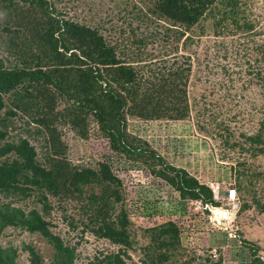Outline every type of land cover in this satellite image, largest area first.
<instances>
[{
	"label": "trees",
	"instance_id": "trees-1",
	"mask_svg": "<svg viewBox=\"0 0 264 264\" xmlns=\"http://www.w3.org/2000/svg\"><path fill=\"white\" fill-rule=\"evenodd\" d=\"M79 4V0H0V239L7 231L39 238L51 249L47 264H224L222 255H197L183 248L182 228L169 219L153 227H135L126 207L128 191L109 165L70 161L64 128L76 140L104 138L113 152L147 168L150 178L160 179L176 193L183 212L186 203L194 201L219 207L210 187L171 165L128 130L130 120L189 118V64L167 61L174 58L178 45L170 55L165 46L162 55L141 52L155 35L146 34L147 25L136 16L145 28L129 25V33L141 35L131 41L130 53L86 24ZM245 7V0H153L149 12L171 28L179 27L177 41L186 48L193 42L186 33L208 17L214 19V13L220 14L214 29L230 26L228 32L234 35H260ZM162 41L167 44L169 37L163 35ZM253 53L255 63L264 62V43L256 44ZM245 62L251 67L248 58ZM258 70L246 73L264 84ZM242 138L233 149L238 147L248 158L263 155L264 118L255 134ZM31 139L42 140L41 153ZM223 143L228 145L226 139ZM244 161L233 170L238 215L250 208L245 197L254 178ZM68 203L76 204L77 217L68 212ZM253 203L264 212V203L254 197ZM145 204L150 220L169 215L156 212V203L154 212ZM53 210L65 224V234L58 229ZM80 226L79 240L89 233L115 251L97 250L85 263L79 242L68 236ZM240 242L248 250V264H264L259 245L243 238ZM23 252L29 264H46L40 249L27 243L20 248L0 244V264H17ZM130 252L139 256L137 263Z\"/></svg>",
	"mask_w": 264,
	"mask_h": 264
},
{
	"label": "rangeland",
	"instance_id": "rangeland-1",
	"mask_svg": "<svg viewBox=\"0 0 264 264\" xmlns=\"http://www.w3.org/2000/svg\"><path fill=\"white\" fill-rule=\"evenodd\" d=\"M79 1L81 15L86 24L97 28L110 42L118 43L120 48L124 47V50L130 53L133 51L131 41L141 35L139 32L133 35L129 33V25L132 29L141 25V22L147 25L146 34L155 35V39L148 41L147 45L141 48V52L153 51L154 55L158 53L162 55L160 51L164 46L170 51L178 45V52L172 55L174 58L168 56L167 61L189 64L186 86L189 118L180 121L130 120L128 130L146 140L171 165L185 169L200 183L211 189L218 187L215 201L219 203V207L209 206L210 210L206 212L199 204L186 203L183 212L176 193L160 179L150 178L147 168L136 163L127 165L125 161L123 162V158L109 151L108 142L104 138L91 136L85 141L76 140L72 133L64 128L62 132L69 146L70 161L75 165L103 162L108 164L111 170L116 171L119 167L127 172V174L114 172L122 179L128 191L127 210L129 211L127 200L132 196L142 204L146 202L150 212H154L155 204L152 203H156V212L169 214L159 217L161 223L169 219L182 228L183 248L194 251L197 255L213 254L215 258L222 255L224 264H248V250L240 242L243 238L261 247L262 251L259 255L264 260V212L253 203V197L264 203V154L255 159L248 158L238 147L232 148L238 143L242 144L243 134H255L260 120L264 118V84L254 75L248 76L246 73V71L256 73L259 69L258 71L264 76V62L255 63L256 56L253 53L256 44L264 43V0H245V13L250 20L257 23L256 31H261L260 35L251 37L243 34L234 35L228 32L230 26L225 29L222 27L214 29V22L220 18V14L214 13V19L208 17L186 33L193 39L186 48H183L182 40L177 41L181 31L179 27L171 28L166 21H159L149 12L153 0ZM122 28L125 30L123 33ZM144 28L145 26L141 25V29ZM1 35L0 32V37ZM163 35L169 37L167 44L162 41ZM174 53L175 51H170L169 55ZM247 58L252 68L245 62ZM158 59H163V56H159ZM223 139L227 140L228 145L223 143ZM30 141L41 153L42 140ZM243 161L249 165V172L254 178L252 184L248 185L245 197V202L250 208L238 215L240 200L237 198L236 201L230 202L226 199L225 193L226 190L234 188L235 164ZM131 178L138 179L135 190L131 187ZM75 205L68 203L67 206L68 212L75 213L77 217L78 211ZM218 213L225 214L226 228L217 225ZM51 214L56 218L54 221L57 222L60 232L65 234L68 230L58 219L59 213L53 210ZM131 214L132 210L129 220L138 222L136 217L131 218ZM139 224L144 228L153 227L149 222L139 221ZM134 225L138 227V224L134 223ZM81 229L80 226L68 236L72 237L73 241L79 242L78 251L85 263L88 259H92L97 250L115 251V247L106 241L95 239L89 233H85L82 240H79L82 235ZM222 237L228 238L225 244L220 242ZM23 243L38 247L45 259L44 262L48 263L51 249L39 238L20 234L19 231H7L0 239V244L3 246L13 245L20 248ZM130 254L137 263L139 256L131 252ZM26 257L25 252L21 253L17 264H29Z\"/></svg>",
	"mask_w": 264,
	"mask_h": 264
},
{
	"label": "built area",
	"instance_id": "built-area-1",
	"mask_svg": "<svg viewBox=\"0 0 264 264\" xmlns=\"http://www.w3.org/2000/svg\"><path fill=\"white\" fill-rule=\"evenodd\" d=\"M108 149H109L110 152H113V151L110 149L109 145H108ZM113 153H114V155H117V156L123 158V159H124L123 162L125 161V163H126L127 165H132V162L126 160L122 155H119V154H117L116 152H113ZM112 170H113V169H112ZM113 172H115L116 174H120V172H121V174H127V172H124V171L121 170L119 167H117L116 171L113 170ZM135 172H136V171H135ZM129 173L132 174L131 172H129ZM129 173H128V174H129ZM135 174H136V173H135ZM123 176H124V175H123ZM132 176H133V177H136V176H134V175H132ZM137 185H138V179L131 178V187L135 190V189L137 188ZM217 189H218V187H217ZM217 189H212L213 196H214V200L216 199L215 196H217L218 191H219V190H217ZM226 192H227V195H225V196H226V199H227L228 201L232 202V201H234V200H235V201L237 200L238 197H237L235 191L233 190V188L226 190ZM130 200H131V205H130ZM127 201L129 202V205H128V208H129V215H130L131 210H132L131 218H132V217H136V219L138 220V222H136L135 220H132V222L138 224V226L140 225V227H143V225L139 224V221H140V222H146V223L149 222V223H151V224H152L153 222H155V224L153 223L152 226H155L156 224H160V223H161V221H159V218L152 219V220H150V219L147 218V216L145 215V211H144V208H143V204H142L141 201H138L137 198L134 199V197L132 196V197H130V199H128ZM190 203H191L192 205H193V203H194V204H199L200 206H203L202 209H203L204 211H205V210H210V209H209V206H210V208H213L211 205H204L201 201H194L193 203H192V202H190ZM216 208H217V207H216ZM216 208H215V209H216ZM130 209H131V210H130ZM227 219H229V218H228V215H227ZM143 228H144V227H143Z\"/></svg>",
	"mask_w": 264,
	"mask_h": 264
},
{
	"label": "water",
	"instance_id": "water-1",
	"mask_svg": "<svg viewBox=\"0 0 264 264\" xmlns=\"http://www.w3.org/2000/svg\"><path fill=\"white\" fill-rule=\"evenodd\" d=\"M216 223L219 227L221 228H226L227 223H226V216L224 213H218L216 216Z\"/></svg>",
	"mask_w": 264,
	"mask_h": 264
},
{
	"label": "clouds",
	"instance_id": "clouds-1",
	"mask_svg": "<svg viewBox=\"0 0 264 264\" xmlns=\"http://www.w3.org/2000/svg\"><path fill=\"white\" fill-rule=\"evenodd\" d=\"M211 189V188H210ZM212 190V189H211ZM233 190L235 191V189L233 188ZM213 193V192H212ZM235 193H236V191H235ZM225 195H227V192L225 193ZM237 195V194H236Z\"/></svg>",
	"mask_w": 264,
	"mask_h": 264
}]
</instances>
